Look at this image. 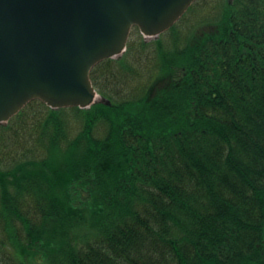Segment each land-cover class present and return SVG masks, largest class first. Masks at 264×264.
<instances>
[{
  "label": "trees",
  "instance_id": "trees-1",
  "mask_svg": "<svg viewBox=\"0 0 264 264\" xmlns=\"http://www.w3.org/2000/svg\"><path fill=\"white\" fill-rule=\"evenodd\" d=\"M203 1L0 124L5 261L264 264V0Z\"/></svg>",
  "mask_w": 264,
  "mask_h": 264
},
{
  "label": "water",
  "instance_id": "water-1",
  "mask_svg": "<svg viewBox=\"0 0 264 264\" xmlns=\"http://www.w3.org/2000/svg\"><path fill=\"white\" fill-rule=\"evenodd\" d=\"M197 0H0V123L39 99L52 108L109 104L92 69L127 49L133 27L150 39Z\"/></svg>",
  "mask_w": 264,
  "mask_h": 264
},
{
  "label": "rangeland",
  "instance_id": "rangeland-1",
  "mask_svg": "<svg viewBox=\"0 0 264 264\" xmlns=\"http://www.w3.org/2000/svg\"><path fill=\"white\" fill-rule=\"evenodd\" d=\"M203 2L206 4L205 7L208 8V9H207V12H208L209 10L214 11V10L216 9V7H217V1H216V0H204ZM133 31H134V33H135V34H134V37H137L139 33L142 34L140 30H139V32H138V30L134 28V30H132V32H131V34H130L129 41H130L131 38H133V34H132ZM142 35H143V34H142Z\"/></svg>",
  "mask_w": 264,
  "mask_h": 264
},
{
  "label": "flooded vegetation",
  "instance_id": "flooded-vegetation-1",
  "mask_svg": "<svg viewBox=\"0 0 264 264\" xmlns=\"http://www.w3.org/2000/svg\"><path fill=\"white\" fill-rule=\"evenodd\" d=\"M5 256V253L0 250V264H11L9 261H5L7 258Z\"/></svg>",
  "mask_w": 264,
  "mask_h": 264
}]
</instances>
